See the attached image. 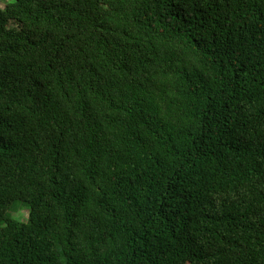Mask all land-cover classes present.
Segmentation results:
<instances>
[{"label": "trees", "instance_id": "trees-1", "mask_svg": "<svg viewBox=\"0 0 264 264\" xmlns=\"http://www.w3.org/2000/svg\"><path fill=\"white\" fill-rule=\"evenodd\" d=\"M0 264H264V0L0 8Z\"/></svg>", "mask_w": 264, "mask_h": 264}, {"label": "rangeland", "instance_id": "rangeland-1", "mask_svg": "<svg viewBox=\"0 0 264 264\" xmlns=\"http://www.w3.org/2000/svg\"><path fill=\"white\" fill-rule=\"evenodd\" d=\"M12 0H0V8H3L7 3L11 2ZM27 205L22 202H15L14 205L11 207L9 211V215L13 218L18 216L17 212L19 211V215L26 219L27 217Z\"/></svg>", "mask_w": 264, "mask_h": 264}]
</instances>
